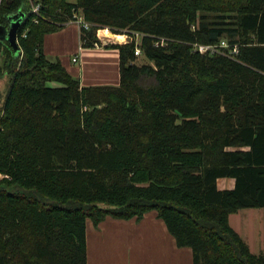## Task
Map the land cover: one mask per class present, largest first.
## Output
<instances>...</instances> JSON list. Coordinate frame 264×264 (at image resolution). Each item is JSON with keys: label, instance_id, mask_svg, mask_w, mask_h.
Returning a JSON list of instances; mask_svg holds the SVG:
<instances>
[{"label": "trees", "instance_id": "16d2710c", "mask_svg": "<svg viewBox=\"0 0 264 264\" xmlns=\"http://www.w3.org/2000/svg\"><path fill=\"white\" fill-rule=\"evenodd\" d=\"M79 9L84 47L103 27L133 38L105 45L119 85L84 86L45 54ZM0 26V264H88L89 219L151 210L194 264H264L230 223L264 207V0H0ZM223 39L236 57L193 49Z\"/></svg>", "mask_w": 264, "mask_h": 264}, {"label": "crops", "instance_id": "0c3cea01", "mask_svg": "<svg viewBox=\"0 0 264 264\" xmlns=\"http://www.w3.org/2000/svg\"><path fill=\"white\" fill-rule=\"evenodd\" d=\"M43 49L48 57L61 61L84 86L120 84L119 50L107 46L84 47L81 27L74 22L48 33ZM74 57H78L77 62L73 61ZM77 63L80 67L74 65ZM235 184L234 178L218 179L220 189H233ZM87 245L88 264H194L192 248L177 245L156 210L146 212L141 220L109 215L98 226L89 219Z\"/></svg>", "mask_w": 264, "mask_h": 264}, {"label": "rangeland", "instance_id": "374dc122", "mask_svg": "<svg viewBox=\"0 0 264 264\" xmlns=\"http://www.w3.org/2000/svg\"><path fill=\"white\" fill-rule=\"evenodd\" d=\"M70 1H74V0H70ZM78 11L79 13H82L84 15L82 9H79ZM69 22H71V20ZM100 29L102 30L101 32L102 35L111 37L110 40L104 39L103 41H100L101 43L100 46H105L106 44H112V43H125L124 40L129 39V37L125 36L124 34H115L112 32V30L107 31V29H110L108 27H103ZM138 39L140 40L141 38L138 37ZM136 56H137V60H136L137 64L141 65L145 63H151L144 56V54H140ZM2 61H3V55L0 50V62ZM74 65L77 67H80L78 63ZM8 81L9 80L7 77H4L2 80H0V94H2V96H4L7 93V90L9 89ZM49 84L58 85L57 82H50ZM1 116H3V113ZM1 178L2 177L0 174V179ZM230 216H231V219H230L231 225H233V227H235L239 232H241V234L243 235V239L247 243L249 242L248 245H250L251 250L256 254L264 253V207L263 208H244V209H241L231 214Z\"/></svg>", "mask_w": 264, "mask_h": 264}, {"label": "built area", "instance_id": "2783aa9c", "mask_svg": "<svg viewBox=\"0 0 264 264\" xmlns=\"http://www.w3.org/2000/svg\"><path fill=\"white\" fill-rule=\"evenodd\" d=\"M40 9H41L40 5H34L32 11L39 14ZM34 21L38 22L39 16H36L34 18ZM71 22L77 23L81 27V29L82 28L88 29L91 25L90 22H88L85 19L84 15L82 13H79V12L74 13L73 19H71ZM109 30L110 29H107V31H109ZM101 32H102V30L99 29L98 33H97L101 41H103L104 39L110 40V38H111L110 36L102 35ZM124 35L129 37V39L124 40L125 43L132 41V39H133L132 37H130L127 34H124ZM138 37H139V35H138ZM163 43H164V39L162 40V44ZM100 45H101L100 42H95V44H94V46H96V47H99ZM193 49H194V51L200 52L201 54L220 53V54H227V55L232 56V57H236V55L239 53V45L237 43L233 44V43H230L229 41L224 40V39L219 43H213V44L195 43ZM135 54L136 55L142 54L141 42L139 39L137 40V46H136ZM73 61L77 62L78 57H74ZM0 174H1L2 178L7 176V174H4V173H0Z\"/></svg>", "mask_w": 264, "mask_h": 264}, {"label": "water", "instance_id": "95a60500", "mask_svg": "<svg viewBox=\"0 0 264 264\" xmlns=\"http://www.w3.org/2000/svg\"><path fill=\"white\" fill-rule=\"evenodd\" d=\"M25 15L22 13L17 14L11 17V27L6 33L8 40L15 47V49L19 48L18 44V29L24 20Z\"/></svg>", "mask_w": 264, "mask_h": 264}]
</instances>
